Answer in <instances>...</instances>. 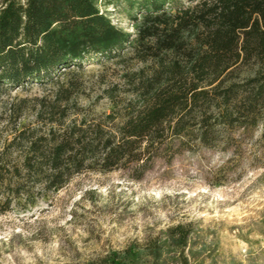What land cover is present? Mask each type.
<instances>
[{
	"label": "trees",
	"instance_id": "16d2710c",
	"mask_svg": "<svg viewBox=\"0 0 264 264\" xmlns=\"http://www.w3.org/2000/svg\"><path fill=\"white\" fill-rule=\"evenodd\" d=\"M89 64L112 68L84 106ZM32 86L50 89L0 114V214L83 173L137 180L157 159L236 152L264 126V0H0V98ZM100 100L108 111L95 112ZM190 233L176 224L66 264H191Z\"/></svg>",
	"mask_w": 264,
	"mask_h": 264
},
{
	"label": "rangeland",
	"instance_id": "374dc122",
	"mask_svg": "<svg viewBox=\"0 0 264 264\" xmlns=\"http://www.w3.org/2000/svg\"><path fill=\"white\" fill-rule=\"evenodd\" d=\"M110 21L131 33L122 13ZM109 65H86L82 77L99 96V76ZM50 87L15 89L6 104L46 95ZM88 92V91H87ZM108 111L105 100L94 107ZM32 119L26 113L23 122ZM264 126L251 131L240 149L199 148L170 161L157 159L140 178L127 170L88 172L57 192H48L24 210L0 214V264L79 263L133 240L162 236L173 225L191 229L186 255L195 264H264ZM172 255L170 254V258Z\"/></svg>",
	"mask_w": 264,
	"mask_h": 264
}]
</instances>
